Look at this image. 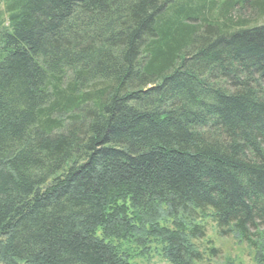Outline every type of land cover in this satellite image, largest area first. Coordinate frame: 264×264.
<instances>
[{"label": "trees", "instance_id": "16d2710c", "mask_svg": "<svg viewBox=\"0 0 264 264\" xmlns=\"http://www.w3.org/2000/svg\"><path fill=\"white\" fill-rule=\"evenodd\" d=\"M263 16L0 0V264H128L127 237L197 264L207 215L264 240Z\"/></svg>", "mask_w": 264, "mask_h": 264}, {"label": "rangeland", "instance_id": "374dc122", "mask_svg": "<svg viewBox=\"0 0 264 264\" xmlns=\"http://www.w3.org/2000/svg\"><path fill=\"white\" fill-rule=\"evenodd\" d=\"M219 1L223 2L224 0ZM261 23H264V16L261 18ZM162 217L163 215L160 216V218ZM197 222H201L206 229V238L197 242V247L204 256L203 261L197 264H264L263 239L252 237L253 243H251L236 232L231 235L220 234L209 215L198 218ZM133 240L134 238L127 237L123 242V248L128 256V264H169L159 256L154 247H139ZM209 247L215 249L214 254L209 252Z\"/></svg>", "mask_w": 264, "mask_h": 264}]
</instances>
